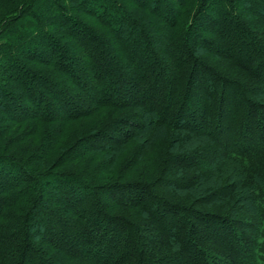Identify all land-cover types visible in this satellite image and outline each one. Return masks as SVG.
<instances>
[{
  "label": "trees",
  "instance_id": "obj_1",
  "mask_svg": "<svg viewBox=\"0 0 264 264\" xmlns=\"http://www.w3.org/2000/svg\"><path fill=\"white\" fill-rule=\"evenodd\" d=\"M260 221L264 0H0V264H257Z\"/></svg>",
  "mask_w": 264,
  "mask_h": 264
},
{
  "label": "rangeland",
  "instance_id": "obj_2",
  "mask_svg": "<svg viewBox=\"0 0 264 264\" xmlns=\"http://www.w3.org/2000/svg\"><path fill=\"white\" fill-rule=\"evenodd\" d=\"M170 2H172L173 0H169ZM141 22V24H143V20H139ZM150 34H152L150 31H149ZM235 99V98H234ZM205 129V128H204ZM216 139H218L217 136H215ZM172 192H174V189H171ZM175 194H177V190H175ZM180 194H184V193H180ZM190 196V198L192 197V194H187ZM242 200L243 201H240V200H237L235 201L233 204V206H235L233 208V211H235V216L238 217L239 215H242V216H249V221L251 223H255L257 221H255V216L252 215V211L248 205L249 202H247L246 200L243 199L242 197ZM251 233H253L254 235H256L257 238H259V241L261 242L260 243V246H261V251L258 253L259 254V257H258V260H257V264H264V222H258L257 225H256V228L252 229L251 230Z\"/></svg>",
  "mask_w": 264,
  "mask_h": 264
}]
</instances>
